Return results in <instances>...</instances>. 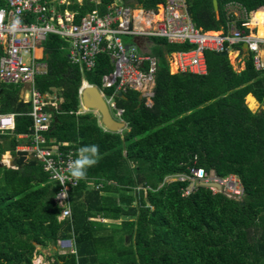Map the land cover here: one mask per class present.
I'll use <instances>...</instances> for the list:
<instances>
[{"label": "trees", "instance_id": "16d2710c", "mask_svg": "<svg viewBox=\"0 0 264 264\" xmlns=\"http://www.w3.org/2000/svg\"><path fill=\"white\" fill-rule=\"evenodd\" d=\"M115 1L152 9L167 0H70L59 8L74 11L79 22ZM217 2L218 12L214 0H188L197 25L227 28L226 5L238 2L258 23L254 33L263 36L264 0ZM151 42L159 58L152 104L134 90L119 96L117 107L129 127L120 132L105 130L99 115L81 111L83 83L102 88L103 77L114 71L109 56L100 55L88 71L71 64L61 36L50 34L42 44L50 71L36 79L37 88L59 96L46 138L99 146L98 162L71 194L72 218L60 220L59 185L42 164L16 152L17 136L31 133V104L20 102L15 86H2L0 112L16 114V129L0 132V151H11L16 169L0 168V264H32L37 246L58 248L59 240H73L74 248L64 255L54 250L51 264H264V69L257 70L253 54L237 45L233 50L244 56L241 70L229 55L209 51L207 74L173 75L166 54L194 46ZM248 94L263 107L252 111ZM194 167L237 176L241 200L202 183L192 189L189 181H166ZM100 183L101 189L92 188Z\"/></svg>", "mask_w": 264, "mask_h": 264}, {"label": "built area", "instance_id": "2783aa9c", "mask_svg": "<svg viewBox=\"0 0 264 264\" xmlns=\"http://www.w3.org/2000/svg\"><path fill=\"white\" fill-rule=\"evenodd\" d=\"M94 1L100 4V0ZM69 3L70 0H0V12L4 14L0 19V93L3 85L25 87L29 97L26 103L31 104L28 116L33 120L31 133L26 134L29 142L20 144L16 152L27 154L41 163L44 172L58 183L56 203L62 208L60 220L73 217L71 194L82 180L74 181L68 173V165L76 158L79 147L70 146L69 143L53 144L45 136L52 128L53 111L59 107V97L42 93L36 84L38 77L50 71L43 58L42 46L48 35L61 36L68 43L67 53L71 64L84 70L92 71L100 55L109 56L114 71L103 77L102 88L97 87L111 112L114 109L121 121H124V110L117 107L116 99L127 91H137L146 105L152 104L155 77L159 70V58L152 53L155 45L151 41L154 39L194 46L189 51L166 54L173 75H205L208 71L206 52L230 53L237 45H246L247 52L254 56L256 69H264V34L258 36L254 33V21L238 2L226 5V16L230 22L227 28L221 30H206L197 25L188 0H167L152 9L115 1L104 12L99 7L87 12L79 22L75 20L74 11L59 8ZM17 19L20 23L13 30L12 25ZM238 21L241 22L240 28ZM136 37L137 44L134 42ZM239 56L240 52L237 58ZM109 89L111 93L107 92ZM15 129L16 114L0 112V132L9 133ZM57 174L65 177L63 185L57 179ZM178 180L191 182L192 189L198 183L219 184L221 189H210L215 194L222 193L236 201L241 200L244 194L241 181L235 175L222 178L214 172L207 173L194 167L187 175L166 178L167 182ZM102 186L103 183L94 184L92 188L99 190ZM189 193L185 192L186 195ZM66 211L69 214L64 216Z\"/></svg>", "mask_w": 264, "mask_h": 264}, {"label": "water", "instance_id": "95a60500", "mask_svg": "<svg viewBox=\"0 0 264 264\" xmlns=\"http://www.w3.org/2000/svg\"><path fill=\"white\" fill-rule=\"evenodd\" d=\"M215 10L218 12V2L214 0ZM134 42L137 44L138 39H134ZM245 51H248V47L243 46ZM222 56H228L229 53L226 51L221 54ZM81 91V105L85 111H95L98 113L100 118V124L104 127L105 130L112 132H120L125 129H128V122L121 121L115 118L109 109L105 99L103 98L102 93L97 86L90 85L86 81L83 83ZM140 98V97H139ZM141 100V98H140ZM11 166H15L16 158H12ZM5 167V164L0 162V168ZM204 187H216L221 189V186L216 183H202ZM66 244L72 245V240H65Z\"/></svg>", "mask_w": 264, "mask_h": 264}, {"label": "clouds", "instance_id": "9594fccd", "mask_svg": "<svg viewBox=\"0 0 264 264\" xmlns=\"http://www.w3.org/2000/svg\"><path fill=\"white\" fill-rule=\"evenodd\" d=\"M3 12H0V19L3 18ZM20 21L17 19L14 21L12 27L15 29ZM99 158V146L95 144L83 145L81 146L76 154V158L70 162L68 165V173L74 181L83 180L87 176V170L93 167ZM57 179L60 180V183L63 185L65 177L61 174H57ZM69 213L66 211L63 213L64 216H67Z\"/></svg>", "mask_w": 264, "mask_h": 264}, {"label": "rangeland", "instance_id": "374dc122", "mask_svg": "<svg viewBox=\"0 0 264 264\" xmlns=\"http://www.w3.org/2000/svg\"><path fill=\"white\" fill-rule=\"evenodd\" d=\"M125 43L128 42V39H124ZM154 42V40H152ZM231 52L229 53V58L231 60V63L234 65L235 68H237L238 70H241L244 68L245 66V63L243 61L244 59V56H238L239 52H233V50H230ZM55 95L57 97L58 96V92L55 93ZM245 102L247 103L248 107L255 111V110H259L262 108L263 104H260L259 105H255V107H251L249 105V102L247 101V98L245 97ZM112 114L115 118L116 117V111L114 109H112ZM118 119V118H117ZM6 157H8L7 154H5V157L3 158L6 159ZM141 189V187L139 188ZM147 190V189H145ZM103 219H101L102 221ZM103 222H108V221H103ZM109 224H111L112 222H108ZM121 221H118L117 224H120ZM73 244L72 245H69V244H66V242H63L62 240L58 242V248L55 247V249L53 248V246H50V247H46V248H40L39 246H37V249L40 250V254L38 255H35L34 258H33V261H32V264H51V263H54L55 262V257L53 256L54 255V250H58V253L60 255H64V254H67V253H70V251L73 250Z\"/></svg>", "mask_w": 264, "mask_h": 264}, {"label": "crops", "instance_id": "0c3cea01", "mask_svg": "<svg viewBox=\"0 0 264 264\" xmlns=\"http://www.w3.org/2000/svg\"><path fill=\"white\" fill-rule=\"evenodd\" d=\"M79 1H82V0H79ZM15 87H16V89L19 92V100H20V102L26 103V100L29 99L28 92L26 91V88L23 87V86H15ZM248 95H251L253 97V99H255V97L252 94H248ZM1 100H2V98H1V95H0V103H1ZM255 104L259 105V102L256 99H255ZM81 111H82V113L89 112V111H85L83 108H81ZM92 112H94L96 115H98L97 112H95V111H92ZM9 133L13 134L14 132H9ZM17 139L20 141V144H27L29 142V139L26 137V134L18 135ZM20 144H19V146H20ZM0 154H1V151H0ZM5 154H7L8 157H6V159L3 160V158L5 157ZM5 154L1 155L0 162L4 163L6 167L11 166V162L13 161L12 158H15V157L12 155L11 151H9V150L6 151ZM15 163H16V161H15ZM14 167H16V164H15ZM8 168H10V167H8ZM55 247L56 246H53L54 249H55Z\"/></svg>", "mask_w": 264, "mask_h": 264}, {"label": "bare ground", "instance_id": "6f19581e", "mask_svg": "<svg viewBox=\"0 0 264 264\" xmlns=\"http://www.w3.org/2000/svg\"><path fill=\"white\" fill-rule=\"evenodd\" d=\"M254 26L257 27L258 23L254 22ZM246 98H247V101L249 102V105L251 107H255V105H256L255 104V99H253V97L251 95H247Z\"/></svg>", "mask_w": 264, "mask_h": 264}]
</instances>
